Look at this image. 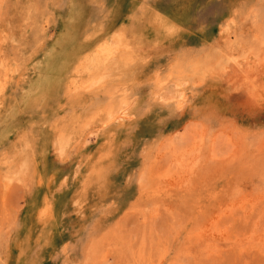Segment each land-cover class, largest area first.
<instances>
[{
	"label": "rangeland",
	"instance_id": "1",
	"mask_svg": "<svg viewBox=\"0 0 264 264\" xmlns=\"http://www.w3.org/2000/svg\"><path fill=\"white\" fill-rule=\"evenodd\" d=\"M0 264H264V0H0Z\"/></svg>",
	"mask_w": 264,
	"mask_h": 264
},
{
	"label": "bare ground",
	"instance_id": "2",
	"mask_svg": "<svg viewBox=\"0 0 264 264\" xmlns=\"http://www.w3.org/2000/svg\"><path fill=\"white\" fill-rule=\"evenodd\" d=\"M3 68V67H2ZM189 172V171H188Z\"/></svg>",
	"mask_w": 264,
	"mask_h": 264
}]
</instances>
